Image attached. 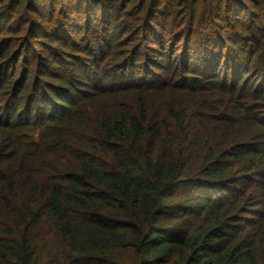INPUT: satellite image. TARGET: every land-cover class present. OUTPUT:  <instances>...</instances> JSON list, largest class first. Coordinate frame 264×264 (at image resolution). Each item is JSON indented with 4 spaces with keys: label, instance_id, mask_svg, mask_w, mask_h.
<instances>
[{
    "label": "trees",
    "instance_id": "trees-1",
    "mask_svg": "<svg viewBox=\"0 0 264 264\" xmlns=\"http://www.w3.org/2000/svg\"><path fill=\"white\" fill-rule=\"evenodd\" d=\"M0 264H264V0H0Z\"/></svg>",
    "mask_w": 264,
    "mask_h": 264
}]
</instances>
